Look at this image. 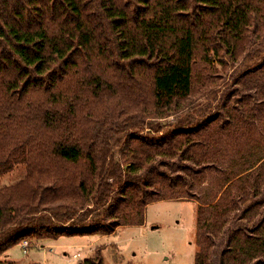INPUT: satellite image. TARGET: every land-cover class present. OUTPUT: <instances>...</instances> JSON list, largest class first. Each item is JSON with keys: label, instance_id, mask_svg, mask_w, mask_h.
<instances>
[{"label": "trees", "instance_id": "1", "mask_svg": "<svg viewBox=\"0 0 264 264\" xmlns=\"http://www.w3.org/2000/svg\"><path fill=\"white\" fill-rule=\"evenodd\" d=\"M16 165L0 256L187 199L195 264H264V0H0V178Z\"/></svg>", "mask_w": 264, "mask_h": 264}, {"label": "rangeland", "instance_id": "2", "mask_svg": "<svg viewBox=\"0 0 264 264\" xmlns=\"http://www.w3.org/2000/svg\"><path fill=\"white\" fill-rule=\"evenodd\" d=\"M177 160H169L168 166L161 168L171 178L185 177L187 171L182 166L191 165ZM25 169L24 165H16L0 178V188L18 184L25 177ZM196 212V203L187 199L155 202L146 208L143 225L121 226L107 236L28 239L31 246L26 253L20 243L1 255L0 262L83 264L101 249L104 264H195L199 250Z\"/></svg>", "mask_w": 264, "mask_h": 264}, {"label": "built area", "instance_id": "3", "mask_svg": "<svg viewBox=\"0 0 264 264\" xmlns=\"http://www.w3.org/2000/svg\"><path fill=\"white\" fill-rule=\"evenodd\" d=\"M30 245H31L30 242L27 241V240H25V241L22 242V246H23V248L25 250V253L27 252V250L30 247Z\"/></svg>", "mask_w": 264, "mask_h": 264}]
</instances>
